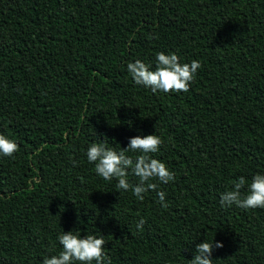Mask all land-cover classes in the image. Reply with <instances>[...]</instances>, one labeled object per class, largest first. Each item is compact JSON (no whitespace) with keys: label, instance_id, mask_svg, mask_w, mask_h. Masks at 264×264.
I'll return each mask as SVG.
<instances>
[{"label":"trees","instance_id":"16d2710c","mask_svg":"<svg viewBox=\"0 0 264 264\" xmlns=\"http://www.w3.org/2000/svg\"><path fill=\"white\" fill-rule=\"evenodd\" d=\"M158 51L200 61L187 92L132 83L126 62ZM0 134L18 146L0 158V264H40L75 229L110 264H187L203 239L222 245L212 264H264V209L219 204L264 172V0H0ZM148 134L174 173L167 208L84 158Z\"/></svg>","mask_w":264,"mask_h":264},{"label":"clouds","instance_id":"9594fccd","mask_svg":"<svg viewBox=\"0 0 264 264\" xmlns=\"http://www.w3.org/2000/svg\"><path fill=\"white\" fill-rule=\"evenodd\" d=\"M200 66L198 60L181 63L175 53L158 51L150 64L139 59L126 62L125 71L134 85L153 94H167L170 91L187 92ZM161 144V137L155 134L130 137L126 146L118 150L109 147L104 139H94L85 148L84 158L98 178L105 182L115 181L118 192L130 190L137 201H142L144 194L155 191L156 202L161 208H167L165 192L158 186L173 181L174 173L163 161L151 155L158 152ZM17 148L14 140L0 134V158L12 157ZM130 177H135L136 182L132 183ZM219 204L222 207L264 209V172L253 174L247 181L243 176L238 177L230 188L220 193ZM144 224V218H139L135 224L137 232ZM55 239L59 250L44 256L40 264H110L102 247L105 240L100 234L81 236L79 229H75L59 231ZM221 246L220 242L213 244V239H203L195 245L192 258L185 261L187 264H212L211 252L214 247Z\"/></svg>","mask_w":264,"mask_h":264}]
</instances>
